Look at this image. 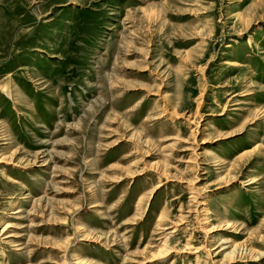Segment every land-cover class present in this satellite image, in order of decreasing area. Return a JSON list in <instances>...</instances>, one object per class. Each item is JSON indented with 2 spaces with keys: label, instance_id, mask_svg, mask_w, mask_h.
<instances>
[{
  "label": "rangeland",
  "instance_id": "rangeland-1",
  "mask_svg": "<svg viewBox=\"0 0 264 264\" xmlns=\"http://www.w3.org/2000/svg\"><path fill=\"white\" fill-rule=\"evenodd\" d=\"M0 264H264V0H0Z\"/></svg>",
  "mask_w": 264,
  "mask_h": 264
},
{
  "label": "bare ground",
  "instance_id": "bare-ground-1",
  "mask_svg": "<svg viewBox=\"0 0 264 264\" xmlns=\"http://www.w3.org/2000/svg\"><path fill=\"white\" fill-rule=\"evenodd\" d=\"M10 182L13 183V180H11ZM166 247H167V246H166ZM166 247H165V248H166ZM166 252H167V250H164V251H162V252L160 251V252H159V255H160V253L162 254V253H166Z\"/></svg>",
  "mask_w": 264,
  "mask_h": 264
}]
</instances>
